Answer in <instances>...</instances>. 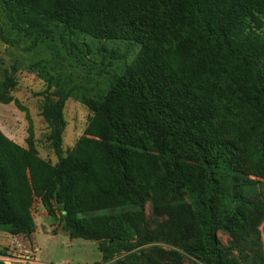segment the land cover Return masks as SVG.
Here are the masks:
<instances>
[{
    "label": "trees",
    "instance_id": "16d2710c",
    "mask_svg": "<svg viewBox=\"0 0 264 264\" xmlns=\"http://www.w3.org/2000/svg\"><path fill=\"white\" fill-rule=\"evenodd\" d=\"M2 2L41 15L34 29L47 30L49 18L106 36L131 32L148 50L92 105L85 135L66 156V97L45 95L56 164L38 155L30 118L27 148L0 128V227L34 232L40 198L50 213L64 206L73 238L127 248L138 236L169 247L105 264L177 263L185 255L264 264V0ZM92 13L97 25L86 19ZM0 98L13 100L1 91ZM148 201L156 212L167 204L164 224H143ZM123 207L139 214L80 216ZM219 231L230 236L227 244ZM100 250L107 261L110 253Z\"/></svg>",
    "mask_w": 264,
    "mask_h": 264
},
{
    "label": "rangeland",
    "instance_id": "374dc122",
    "mask_svg": "<svg viewBox=\"0 0 264 264\" xmlns=\"http://www.w3.org/2000/svg\"><path fill=\"white\" fill-rule=\"evenodd\" d=\"M38 17L41 15L30 8H8L0 0V91L13 99L5 102L0 98V128L27 148L31 120L38 155L56 164L59 157L49 138V123L42 114L45 95L62 91L66 97V128L62 142L63 155L66 156L85 135L94 114L92 105L103 100L116 78L148 49L146 42L131 36V32L106 36L91 27L87 31L77 30L49 18L45 19L49 23L48 31L31 28L32 24L42 23ZM86 19L97 25L93 13ZM35 39L38 40L36 44ZM261 187L264 189V181ZM166 207L167 204H162L161 211L156 212L154 204L148 201L141 219L143 224L151 228L164 224L168 219ZM54 208L50 213L40 198L36 200L32 209L36 228L31 234L14 235L0 227V262L105 264L124 260L135 252L142 256L156 245L169 248L165 244H145L138 236L125 243L127 248L112 246L103 240L73 238L65 227L63 205L55 204ZM124 213L135 218L139 209H100L80 213V216ZM260 229L264 244V222ZM218 236L225 244L230 240L225 232L219 231ZM100 245L110 253L107 261ZM160 264L208 263L185 255L177 263L163 260Z\"/></svg>",
    "mask_w": 264,
    "mask_h": 264
},
{
    "label": "water",
    "instance_id": "95a60500",
    "mask_svg": "<svg viewBox=\"0 0 264 264\" xmlns=\"http://www.w3.org/2000/svg\"><path fill=\"white\" fill-rule=\"evenodd\" d=\"M64 207V206H63Z\"/></svg>",
    "mask_w": 264,
    "mask_h": 264
}]
</instances>
